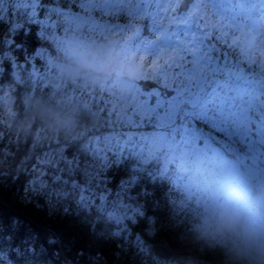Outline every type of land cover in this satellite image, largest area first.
<instances>
[{"label": "snow or ice", "instance_id": "obj_1", "mask_svg": "<svg viewBox=\"0 0 264 264\" xmlns=\"http://www.w3.org/2000/svg\"><path fill=\"white\" fill-rule=\"evenodd\" d=\"M0 24V86H14L18 112L31 93L118 119L126 106L129 128H150L101 137L85 114L79 138L57 137L54 148L48 139L46 159H37L50 171L33 165L18 199L43 209L49 222L0 209V264H100L106 246L119 264H164L149 243L163 226L146 215L152 194L133 191L151 162L158 166L148 175L172 186L151 204L180 229L175 242L201 264H220L222 254L191 232L202 213L191 168L218 160L242 186H264V0H0ZM112 40L134 53L128 58L143 70L139 78L96 85L59 76L53 60L67 46ZM129 158L135 171L108 193V170ZM57 216L66 218L62 228ZM77 226L83 241L67 234Z\"/></svg>", "mask_w": 264, "mask_h": 264}, {"label": "clouds", "instance_id": "obj_2", "mask_svg": "<svg viewBox=\"0 0 264 264\" xmlns=\"http://www.w3.org/2000/svg\"><path fill=\"white\" fill-rule=\"evenodd\" d=\"M133 55L114 40L103 44L75 41L53 63L64 80L103 85L139 78L143 70L128 58ZM13 87L0 86V123L18 136L31 135L34 142L57 137L72 140L84 134L85 114L88 128L96 122L89 105L31 93L26 95L25 109L19 114L13 110ZM34 125L38 131L33 130ZM191 174L202 194V213L194 226L198 238L222 248L225 264H264V187L242 186L236 175L222 170L218 160L193 166Z\"/></svg>", "mask_w": 264, "mask_h": 264}, {"label": "trees", "instance_id": "obj_3", "mask_svg": "<svg viewBox=\"0 0 264 264\" xmlns=\"http://www.w3.org/2000/svg\"><path fill=\"white\" fill-rule=\"evenodd\" d=\"M5 29L4 24H0V32H3ZM35 31V28L32 29ZM21 36H17V42H20L22 39ZM31 39V37H30ZM14 54L19 55L14 51ZM6 62V67H7ZM14 111L18 112L17 108ZM22 114V112H18ZM106 118L102 113H97L96 122L94 126L90 127V131L93 134L102 136L106 134L107 130L105 129ZM35 125L33 126V130ZM49 145L50 141L45 139L44 142H47ZM53 148L55 147V140L51 141ZM47 146L45 147L47 149ZM41 156L40 146L36 143L34 144L33 138L31 135L27 137L18 136L12 130H10L5 124L0 123V209H6L12 212L21 214L24 218L31 220L37 225L48 223L49 220L45 216V211L43 209H36L32 205H25L18 199V194L22 191L25 180L30 178V173L32 166H38L37 156ZM23 161V163H21ZM136 161L132 158L123 160L119 165H115L108 170V179L105 181L106 187L108 188V193H112L118 190L120 182L122 180L128 179L129 176L135 171L133 165ZM25 166L28 167L29 171H25ZM155 162H151L146 166L144 172H139L137 175V183L133 187V191H143L146 194V215L155 214L161 217L162 228L160 232L154 238H149V243L152 245L151 251L154 254L153 247L155 245H160L161 240H167L168 246L166 248L176 251L177 255L168 260H164V264H167L170 261L180 262L192 260L195 264H201L200 258L192 253H187L184 248H181L174 240V236L177 235L180 231L179 228H170L167 223V219L164 212H157L153 209L151 201L154 198H161L162 194L167 193L168 190L172 187L168 179L157 178L153 180L151 176L148 175V171L154 167H157ZM50 167L48 165V172ZM48 174V173H47ZM107 195V194H106ZM177 195H179L177 193ZM199 222V217H196L195 220L191 223L190 228L193 236L198 242H203L205 246H210L205 243L203 240L198 238V235L195 231L194 226ZM54 223L57 227H63L66 223V218L62 216H57ZM144 225V221H140V226ZM68 235L76 236L78 240L83 241L85 238V229L77 226L68 230ZM217 249L222 255L220 264H225L226 255L222 248L219 246H210ZM119 256L117 255V250L112 249L110 246H106L103 252V258L100 261V264H119ZM125 261L127 257L124 258Z\"/></svg>", "mask_w": 264, "mask_h": 264}, {"label": "rangeland", "instance_id": "obj_4", "mask_svg": "<svg viewBox=\"0 0 264 264\" xmlns=\"http://www.w3.org/2000/svg\"><path fill=\"white\" fill-rule=\"evenodd\" d=\"M124 107H126V106H121V108L119 109L121 111V117L119 119L115 116H109L107 113H102L105 115V118H106L107 124H105V129L107 130V133L105 134V136L102 135L101 137H114L117 135H121L123 133H129V132L136 133V134H147L150 132V128H148L147 126H141L139 128H136V127L129 128L128 121L123 115ZM14 109H15V107L13 106V110ZM144 128H146L147 131H145ZM44 141L45 140H42V146H41V143H37L40 146V151H41V156H42V157H40L41 159H46V157H44L43 153L45 151H47V149L45 147L47 146L48 141L47 142H44ZM36 168L39 169L40 172H43L45 175H47V173H48V165L47 164L42 165V164H40V160H38V166ZM173 262L174 261L172 260V261L168 262L167 264H173Z\"/></svg>", "mask_w": 264, "mask_h": 264}, {"label": "water", "instance_id": "obj_5", "mask_svg": "<svg viewBox=\"0 0 264 264\" xmlns=\"http://www.w3.org/2000/svg\"><path fill=\"white\" fill-rule=\"evenodd\" d=\"M153 250L158 257L171 258L177 255L176 251L160 245H155Z\"/></svg>", "mask_w": 264, "mask_h": 264}]
</instances>
